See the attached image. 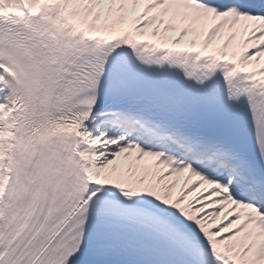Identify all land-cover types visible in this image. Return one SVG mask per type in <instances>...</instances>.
<instances>
[{"label": "snow or ice", "instance_id": "snow-or-ice-1", "mask_svg": "<svg viewBox=\"0 0 264 264\" xmlns=\"http://www.w3.org/2000/svg\"><path fill=\"white\" fill-rule=\"evenodd\" d=\"M0 264H264V0H0Z\"/></svg>", "mask_w": 264, "mask_h": 264}]
</instances>
